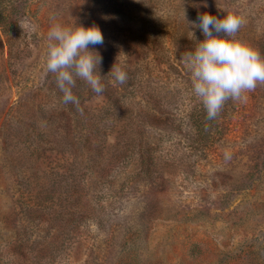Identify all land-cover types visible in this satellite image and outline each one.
<instances>
[{
  "label": "rangeland",
  "instance_id": "obj_1",
  "mask_svg": "<svg viewBox=\"0 0 264 264\" xmlns=\"http://www.w3.org/2000/svg\"><path fill=\"white\" fill-rule=\"evenodd\" d=\"M204 12L244 15L235 37L264 55V0L10 1L11 52L0 31V264H264V83L206 118L182 59L204 38L188 25ZM57 21L104 35L105 90L76 78L81 108L63 103L46 70ZM131 100L158 117L141 123L153 148L137 158L153 165L137 176L135 161L110 168L134 135ZM59 183L67 191L44 193Z\"/></svg>",
  "mask_w": 264,
  "mask_h": 264
},
{
  "label": "clouds",
  "instance_id": "obj_2",
  "mask_svg": "<svg viewBox=\"0 0 264 264\" xmlns=\"http://www.w3.org/2000/svg\"><path fill=\"white\" fill-rule=\"evenodd\" d=\"M184 19L187 20L185 13ZM245 23V16L238 13L216 16L204 12L197 21H188L204 38L197 40L195 49L184 53L182 59L191 74L192 94L208 120L218 117L226 101H244L258 83H264V55L235 37ZM191 33L195 38V33ZM103 44L104 35L98 25L69 26L58 21L51 24L46 70L55 74L64 104H79L72 91L76 78L84 80L97 95L104 92L99 71L103 58L96 49ZM110 72L120 84L128 78L126 69L116 61Z\"/></svg>",
  "mask_w": 264,
  "mask_h": 264
},
{
  "label": "trees",
  "instance_id": "obj_3",
  "mask_svg": "<svg viewBox=\"0 0 264 264\" xmlns=\"http://www.w3.org/2000/svg\"><path fill=\"white\" fill-rule=\"evenodd\" d=\"M10 1L12 2L13 0H0V31L2 32L4 36H6V40L9 45L10 52H11L9 25L6 22V13H5V8L8 7V5L10 4ZM117 90L118 89L113 87V91L109 92V96H113V97H109L110 102L112 104H110V107L108 108V110L111 114L118 113V110L116 107L118 103L116 102L115 99L118 98V95L120 92ZM37 95L40 96L39 93H37ZM74 95L78 97L79 104L69 103V106L74 107V108H81L82 103L85 100V90H82V91L77 90ZM136 104L138 103L135 102V100H131L130 102H127L123 106V110L125 113L124 118L131 124L134 135L133 137L131 136L129 139H127L122 145H117L115 147V153L112 157V160L110 161L111 169L115 165L119 166V165L126 164V166H123L125 170L127 169L126 167L129 165L132 168L133 161H135L134 162L135 166H133L132 172L130 173V174H135V176L139 174L138 172L139 165L145 166L146 169L149 166L153 165V160L147 163L146 160H143L142 158H139V159L137 158V157H142L143 154H145L146 152L150 151L153 148V145L150 143V141H148L145 138L143 134L141 123H144L145 121H148L151 118L158 119L156 115L157 112H148V110H142V108L136 107ZM69 114L70 113H68V111L66 112V110L62 109L61 116L65 115L64 118L72 120L73 117L70 118ZM40 145L41 144L37 143V144H33L32 147L35 150H38V148L41 147ZM58 145H60V143ZM136 153L138 154V156L135 155ZM154 164L156 166V163ZM157 166H160V164H157ZM136 169L137 171H134ZM43 190L46 195H49V194L56 195L57 193L60 194L63 190L67 191L64 184L62 185L61 183H59L56 188L45 187L43 188Z\"/></svg>",
  "mask_w": 264,
  "mask_h": 264
}]
</instances>
